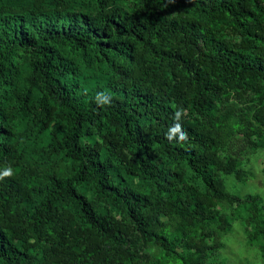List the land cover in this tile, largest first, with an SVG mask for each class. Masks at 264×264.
Instances as JSON below:
<instances>
[{
  "label": "trees",
  "instance_id": "16d2710c",
  "mask_svg": "<svg viewBox=\"0 0 264 264\" xmlns=\"http://www.w3.org/2000/svg\"><path fill=\"white\" fill-rule=\"evenodd\" d=\"M82 1L105 28L73 0H0V264L162 263L151 248L201 264L234 220L216 203L245 212L264 264L261 197L220 179L243 181L220 156L228 132L264 144V0H118L129 18L117 0ZM16 122L46 152L32 179Z\"/></svg>",
  "mask_w": 264,
  "mask_h": 264
},
{
  "label": "rangeland",
  "instance_id": "374dc122",
  "mask_svg": "<svg viewBox=\"0 0 264 264\" xmlns=\"http://www.w3.org/2000/svg\"><path fill=\"white\" fill-rule=\"evenodd\" d=\"M56 2H58V0H43L42 5H46V7L52 9ZM72 4L83 14L88 15L90 23L96 28H105V19L101 17L93 5L90 4V1L73 0ZM116 6L125 11V15L128 18L134 16L138 17L139 15L137 11L130 7H126L118 0ZM121 6L122 8H120ZM48 15L51 20L53 18L52 13ZM110 30V28L106 29L107 32ZM227 32L230 34L229 31ZM37 79L38 78H34L33 82H36ZM32 112L35 111L32 110ZM232 122L235 123L237 120H232ZM15 124L17 128L12 143L19 149L17 153L19 155L17 156V162L23 166L27 176L32 179L34 176L33 173L36 171L35 169L39 168V165L36 164H38L41 157L46 158V152L40 148L38 139L35 137L34 133L31 132L32 124L30 122H16ZM251 140L252 139L246 138L238 131H230L223 136L220 145V156L222 158L231 157L237 160L238 168L243 171V181L236 179L233 174H221L220 179L226 192L238 196L258 194L264 206V144L260 140H254V144H252ZM146 159L159 163H167L156 147H151V149L147 151ZM40 168H43V166L41 165ZM119 174L121 179L127 182L131 187L139 191L145 189L140 180L135 178L131 179L121 171ZM82 192L87 199L92 197V192L88 187L83 188ZM215 209L226 215H232L234 220L231 223V227L228 228L226 232L222 233L220 248L216 252L211 253L201 264H263L258 243L251 242L247 236L246 225L243 220L245 212L241 210V212L233 214L232 209L222 203H216ZM101 211L105 213L104 210ZM160 219L162 222L172 223L173 226L177 224V221L173 219H168L166 217H161ZM189 228L191 233L199 234V229L197 227L189 226L188 229ZM146 254L155 259L162 258V263L159 264H179L173 258L163 257L162 253L155 248L149 249L146 251Z\"/></svg>",
  "mask_w": 264,
  "mask_h": 264
}]
</instances>
